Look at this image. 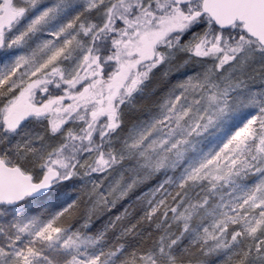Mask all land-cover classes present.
I'll return each mask as SVG.
<instances>
[{"label":"snow or ice","instance_id":"snow-or-ice-1","mask_svg":"<svg viewBox=\"0 0 264 264\" xmlns=\"http://www.w3.org/2000/svg\"><path fill=\"white\" fill-rule=\"evenodd\" d=\"M0 264H264V0H0Z\"/></svg>","mask_w":264,"mask_h":264}]
</instances>
